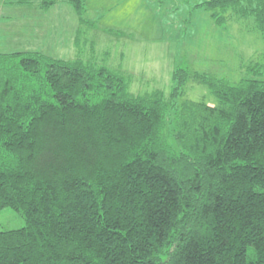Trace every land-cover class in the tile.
Returning a JSON list of instances; mask_svg holds the SVG:
<instances>
[{
  "label": "trees",
  "instance_id": "16d2710c",
  "mask_svg": "<svg viewBox=\"0 0 264 264\" xmlns=\"http://www.w3.org/2000/svg\"><path fill=\"white\" fill-rule=\"evenodd\" d=\"M196 7L264 35V0ZM189 81L215 103L184 98ZM173 83L135 94L80 56L0 53V211L25 220L0 230V264H264V80L178 67Z\"/></svg>",
  "mask_w": 264,
  "mask_h": 264
},
{
  "label": "rangeland",
  "instance_id": "374dc122",
  "mask_svg": "<svg viewBox=\"0 0 264 264\" xmlns=\"http://www.w3.org/2000/svg\"><path fill=\"white\" fill-rule=\"evenodd\" d=\"M15 1L3 0L6 6L0 1V53L24 52L22 41L31 42V38L14 32V18L32 19L13 14ZM201 1L138 0L128 10L132 16L128 12L117 19L118 23H113L115 15H112L106 19L107 23H100L90 12L97 11L99 3L107 16L120 8L116 0L106 3L89 0L85 17L94 24L81 27L78 22L73 30L76 35H71L70 42L76 43L78 55L71 46L54 54L62 59L80 56L86 62L121 70L135 94L160 89L168 95L178 67L209 73L231 84L251 78L264 80V68L260 73L251 69L256 63L264 65V35L256 28L253 18L233 16L218 25L209 10L196 7ZM130 4L131 0L124 6ZM184 98L215 103L210 90L195 81L187 83ZM24 225L25 220L17 211L11 208L0 211V230H15Z\"/></svg>",
  "mask_w": 264,
  "mask_h": 264
},
{
  "label": "crops",
  "instance_id": "0c3cea01",
  "mask_svg": "<svg viewBox=\"0 0 264 264\" xmlns=\"http://www.w3.org/2000/svg\"><path fill=\"white\" fill-rule=\"evenodd\" d=\"M0 1L2 2L1 5L6 6L7 2L3 3V0ZM20 1L21 0L15 1L13 14L30 16L32 18L27 20L22 19L20 21L14 18L15 21L13 25H15V34L25 35L26 38H31V42L22 41L25 47L21 48L22 51H39L46 55L60 58V56L57 54L55 55L54 52L57 50L58 52H62L67 46H71L74 51L73 53L77 54L75 50V46H77L76 43L72 45L70 41L71 35H76V32L73 30L75 24L79 22V19L69 0H57V3L48 10H43L40 7L42 0H30L32 2L31 4L19 3ZM88 1L89 0H86V3H88ZM102 1L106 3L109 0ZM127 1L129 0H116V5L120 9L109 16H107L106 11L102 9L101 3L96 7V9H98L97 11L91 10L90 12L95 14L93 18L101 20L100 23L106 22V19L112 15H115L113 23H118L117 19L120 16L123 17L128 12L130 16L133 15L131 12L133 8L132 4L138 2V0H131L130 5L124 6ZM129 8L131 9L130 11H128ZM85 15H87V12ZM63 54L66 56L68 55L66 52H63Z\"/></svg>",
  "mask_w": 264,
  "mask_h": 264
}]
</instances>
